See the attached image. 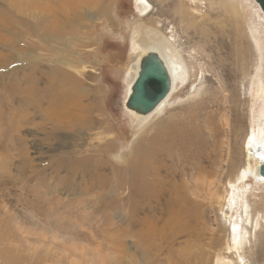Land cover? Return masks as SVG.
<instances>
[{
    "label": "rangeland",
    "instance_id": "obj_1",
    "mask_svg": "<svg viewBox=\"0 0 264 264\" xmlns=\"http://www.w3.org/2000/svg\"><path fill=\"white\" fill-rule=\"evenodd\" d=\"M134 1L0 0V180L12 181L0 183V264L6 250L15 264H264L260 187L247 180L231 219L221 213L247 164L246 138L264 124V16L253 0H147L140 17ZM140 25L174 39L188 78L161 114L134 120L123 101ZM56 88V101L69 97L63 122L47 109ZM208 115L219 147L209 145L212 166L198 172ZM227 117L240 152L227 150ZM233 225L252 241L242 260L226 250Z\"/></svg>",
    "mask_w": 264,
    "mask_h": 264
},
{
    "label": "bare ground",
    "instance_id": "obj_2",
    "mask_svg": "<svg viewBox=\"0 0 264 264\" xmlns=\"http://www.w3.org/2000/svg\"><path fill=\"white\" fill-rule=\"evenodd\" d=\"M254 2V0H253ZM255 3V2H254ZM256 4V3H255ZM257 5V4H256ZM134 6L136 8V10L138 11V14L140 17H145L147 16L151 10H152V6L148 3L147 0H135L134 1ZM68 7V5H67ZM258 7V5H257ZM259 8V7H258ZM259 11L261 12L260 8H259ZM262 13V12H261ZM263 14V13H262ZM264 16V14H263ZM58 17V15H57ZM157 27H160V26H157ZM140 31L139 32H136V34H134V40L137 41L135 42V44H133V48L131 49L133 54L137 57L136 59V62H135V74H134V77L136 75V65L138 64V59L147 51H152V50H155L157 51V53L160 55V57L162 58L166 68L168 69L169 71V75H170V78L172 79V90L171 92L169 93L168 97L163 100L162 102L159 103V105L155 108V110L153 112H151V114H149L148 116L146 117H143V118H139V117H136V116H133L132 114H130L127 110H125V113L128 114L131 118H133L134 120H141V119H145V118H148L149 116L153 115V114H156V115H159L161 114L165 107H166V104L169 102V98L170 96L172 95V92L178 87V85H183L184 82L187 80L188 78V68L186 66V64L184 63V61L182 60L181 58V55L177 52L176 48L174 47V39H171L170 37H165L163 34L159 33V31L154 28H144L142 25H140ZM171 33V31H170ZM169 33V34H170ZM151 49V50H150ZM140 60V59H139ZM134 77L131 81V83L129 84L128 88H127V96H128V93H129V90H130V86L132 85L133 81H134ZM256 78V76L254 77ZM52 84H54L52 82ZM260 86V85H259ZM182 88V87H181ZM260 88V87H259ZM262 89V88H261ZM260 91L262 92L261 94H264V90H261ZM54 90V89H53ZM56 90V91H55ZM54 91H50V94L53 95V100H51L52 104L47 108L51 111V113L53 114L52 115V118L54 117L55 119L58 120V122H63V120L65 119V116L62 115V111H61V107L64 106L65 103H67L69 97L64 101L62 96L60 95L59 97H57V101H56V98H55V95L57 94L56 92H59L58 88H56ZM258 91V90H257ZM259 91V92H260ZM61 92V91H60ZM192 95V94H191ZM259 95V94H257ZM127 96H125V99L123 102H125ZM261 100V99H260ZM264 100V99H263ZM262 103V102H261ZM73 104V103H72ZM71 104V105H72ZM233 104V103H232ZM61 106V107H60ZM234 106V105H233ZM263 107V106H262ZM74 109V108H73ZM223 109V108H222ZM211 110V109H210ZM218 110V109H217ZM220 110V108H219ZM236 111V110H235ZM235 111H233L232 113H234ZM263 114V113H262ZM80 115V114H79ZM77 116V115H76ZM75 116V117H76ZM261 116V115H260ZM82 118V117H81ZM74 119V117H73ZM76 119V122L74 124H71V128H76L79 124V118H75ZM61 120V121H60ZM67 120V119H65ZM78 121V122H77ZM215 119L214 117H212L211 115H208L206 120H205V126L206 128L209 130L211 134V136L209 137V140H207L208 142V148L207 150L205 151V143L203 142L202 143V151L200 153H198L195 157H192V165L194 167V170H197L198 172H205V170L209 167V166H212V163L211 161L209 160L210 158V155H211V149H209V145L211 144L212 147H215L216 149L219 147V144L218 143H215L213 144V142H215V136H218L217 133L214 132V123ZM68 122V121H67ZM219 122V120H218ZM58 124V123H57ZM67 126V124L69 125L70 123H61L60 126ZM203 125V124H202ZM201 125V126H202ZM227 126L228 128V132L230 134V136H234V138L232 139V142L230 144V148L227 149L229 150L230 152H234L236 150H234V148H236L238 151H239V144L241 142V139H242V135L241 133H239L240 129H238L237 125H234L233 122L228 119L227 117V120H226V123L224 124ZM54 126V125H53ZM262 126V127H261ZM259 126V128L255 131V130H251V133L247 136L246 138V141H245V144H244V151H245V154L247 155L246 157V161H247V164L245 165V169H243L241 172L239 171L234 177H233V180L232 181H229V183L227 184V186L229 187L230 189V195L231 197L228 198L227 202L225 205L222 206V209H221V213H223L224 215V218L227 219V220H230L231 219V214L234 210H237L238 208V204H237V201L241 199V195L238 194V193H243L244 194V190H245V182L249 179H251L254 184H256L258 187H260V201L257 202L258 200H256V208L258 210L259 206L262 208V210L260 209L259 211V214H261L262 216V220L264 221V176H260V168H261V165L262 163L264 162V124ZM223 127V126H222ZM261 127V128H260ZM57 128V127H56ZM226 128V127H225ZM78 127L74 130H77ZM222 129V128H221ZM253 129V128H252ZM216 130V129H215ZM225 130V129H224ZM194 131V130H193ZM201 131V130H200ZM203 131V130H202ZM217 131V130H216ZM73 132V131H72ZM197 132V131H196ZM227 133V132H226ZM239 133V134H238ZM202 134V133H201ZM198 134H196L197 136ZM207 136V135H205ZM246 137V136H245ZM197 138V137H196ZM198 138H201V137H198ZM206 138V137H205ZM202 139V138H201ZM183 141L185 146H187V141L189 139H187L186 137L180 139V141ZM202 141V140H201ZM205 141V140H204ZM194 145V144H193ZM198 145V144H197ZM198 147H200V145H198ZM183 149V148H182ZM241 150V149H240ZM196 152V151H195ZM237 152V151H236ZM235 152V153H236ZM240 152V151H239ZM197 153V152H196ZM194 154V153H193ZM239 155V154H238ZM241 155V154H240ZM177 158H178V161H177V164H178V167H179V170H178V173L176 172V175L178 178L182 177L183 176V173L187 174L188 173V168H187V163L183 161L182 159V156H180V152H178L177 154ZM191 156V155H190ZM185 160V159H184ZM218 161V160H217ZM230 162V161H229ZM190 163V164H191ZM218 164V162H215ZM251 163H254V165H251ZM216 165V164H215ZM212 168V167H211ZM233 169V168H232ZM25 170V169H24ZM232 171V170H231ZM237 171V170H236ZM196 172V171H195ZM210 173V172H209ZM1 175V174H0ZM190 175V174H189ZM205 175V174H204ZM200 176V175H199ZM7 177V176H6ZM202 177H205V176H202ZM10 177H7L6 180H0V183L3 182V184L5 185V182H8ZM188 178V177H187ZM207 178V177H206ZM5 179V178H4ZM12 180V179H11ZM181 180V179H180ZM16 181V180H15ZM24 181V180H23ZM203 181V180H202ZM9 182H12V181H9ZM183 182V181H182ZM185 182V181H184ZM181 183V182H180ZM179 183V184H180ZM7 184V183H6ZM11 184V183H9ZM133 184V183H132ZM183 184V183H182ZM182 184L180 185H177L176 186V191L178 190V193L176 195V198H177V204L179 206H177V208L180 209V211H182V204H183V196L186 195V193L188 192L186 190L183 191L182 189ZM129 185V183H128ZM8 186V185H7ZM16 188V185L14 186ZM21 187V186H20ZM8 188V187H7ZM11 188V187H10ZM129 189H131L130 185H129ZM194 192V191H193ZM135 195H139L137 193H134ZM257 197V196H256ZM258 198V197H257ZM27 199V197H26ZM237 199V201L235 200ZM46 200V199H45ZM43 201V200H42ZM187 201V200H186ZM45 203V202H44ZM185 203V202H184ZM243 203V200H241V204L242 205V210H243V215L246 217V219L249 218V213H248V209L249 207L246 205V204H242ZM43 204V203H42ZM17 205V203H16ZM259 205V206H258ZM45 206V205H44ZM173 207L176 206L175 203H173V205H171ZM26 208V207H25ZM44 208V207H43ZM254 207H252V211L255 212L257 210H254L253 209ZM38 209V208H37ZM46 209V208H45ZM179 209L176 213V215L179 213ZM32 210V209H31ZM29 211V210H28ZM175 211V210H174ZM183 212V211H182ZM34 215L32 214V217L35 216L36 214L40 215L42 214V211L41 213L38 212L36 213L35 211H33ZM229 215V216H228ZM25 217H29L27 216L26 214L24 215ZM37 216V215H36ZM233 216V215H232ZM34 218V217H33ZM37 221V220H36ZM49 221V220H48ZM35 223V219L33 221ZM19 222H17L15 225H18ZM182 223V222H181ZM180 223V224H181ZM48 226L50 227H53V224H51L50 222L46 223ZM45 224V225H46ZM177 224V223H176ZM264 224V223H263ZM57 226H64L65 224L63 223H57L56 224ZM246 225H249V223H247ZM179 226V224H178ZM258 226V222H256V225L254 228H256ZM59 227H56V228H59ZM81 227V226H80ZM179 228V227H178ZM221 229L223 231H226V226H221ZM237 229H239L237 231ZM232 231H233V234H232V244L231 246H226V250L227 252H230V251H233L234 254L236 255V257L238 259H241L242 260V253L240 255V251L241 249L243 248V245L245 243H250L249 246H252V241L250 240V237H249V234L247 232V229L246 227L244 228H241L239 226H235L233 225L232 226ZM252 231V229H251ZM179 232V231H178ZM188 232V231H187ZM182 233H183V230H182ZM250 233V232H249ZM193 234V233H192ZM251 234V233H250ZM260 234H263L260 233ZM10 235V234H9ZM15 235V234H14ZM12 236L10 235L11 237H14L15 236ZM214 236L215 234L212 236V240L209 241V243L207 244L206 247H209V246H212L213 243L215 241L214 240ZM0 241H6V239H3V236H0ZM191 241V240H189ZM188 241V242H189ZM193 241V240H192ZM219 241V240H218ZM194 242V241H193ZM255 242V241H254ZM220 243V242H219ZM222 244V243H221ZM219 244V245H221ZM227 244V243H226ZM218 245V246H219ZM223 245V244H222ZM256 245V244H255ZM193 247H196V246H193ZM256 247V246H254ZM211 250V249H210ZM243 252V251H242ZM185 253V252H184ZM199 253V252H198ZM197 252L192 253V254H188L189 255V258H194L197 256L198 254ZM201 258L204 257V253L201 251ZM244 253V252H243ZM12 254L10 252V250H6L5 252L3 251L2 252V261H4L6 264H15V263H19V261L21 260H18L20 259L19 257L16 259V258H12ZM188 257V256H187ZM198 257V256H197ZM196 257V258H197ZM199 259L201 261H203L202 259ZM16 259V260H15ZM31 259V258H30ZM36 259V258H35ZM18 260V261H17ZM221 260V259H220ZM225 261V260H224ZM230 261V260H229ZM236 262V261H235ZM33 263V262H32ZM218 261L216 260L215 264H217ZM24 264V263H23ZM230 264V263H228ZM241 264V263H240Z\"/></svg>",
    "mask_w": 264,
    "mask_h": 264
},
{
    "label": "water",
    "instance_id": "obj_3",
    "mask_svg": "<svg viewBox=\"0 0 264 264\" xmlns=\"http://www.w3.org/2000/svg\"><path fill=\"white\" fill-rule=\"evenodd\" d=\"M254 2L264 14V0ZM139 59L124 108L133 116L143 118L151 114L159 103L168 97L172 90V79L157 51H147ZM259 172L260 176H264V162Z\"/></svg>",
    "mask_w": 264,
    "mask_h": 264
}]
</instances>
